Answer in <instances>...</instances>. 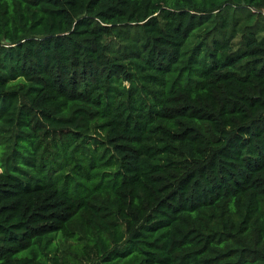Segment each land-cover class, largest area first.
<instances>
[{"label": "trees", "instance_id": "trees-1", "mask_svg": "<svg viewBox=\"0 0 264 264\" xmlns=\"http://www.w3.org/2000/svg\"><path fill=\"white\" fill-rule=\"evenodd\" d=\"M0 264H264V0H0Z\"/></svg>", "mask_w": 264, "mask_h": 264}]
</instances>
